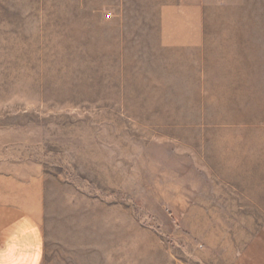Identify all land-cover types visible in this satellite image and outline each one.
I'll use <instances>...</instances> for the list:
<instances>
[{"label":"rangeland","instance_id":"374dc122","mask_svg":"<svg viewBox=\"0 0 264 264\" xmlns=\"http://www.w3.org/2000/svg\"><path fill=\"white\" fill-rule=\"evenodd\" d=\"M223 5L0 0V184L27 188L41 264H264V119L217 122L203 76L233 56L176 47ZM260 53L233 58L264 98Z\"/></svg>","mask_w":264,"mask_h":264},{"label":"crops","instance_id":"0c3cea01","mask_svg":"<svg viewBox=\"0 0 264 264\" xmlns=\"http://www.w3.org/2000/svg\"><path fill=\"white\" fill-rule=\"evenodd\" d=\"M245 2L250 1L225 0V5L213 10L218 12V19L220 17L221 21H214L212 27L210 23L208 26L202 23L201 27L194 30L195 35L179 40L184 44L176 47L197 51L188 54L189 56H260V51L264 50V39L253 33L255 28H252L251 22H245ZM247 18L253 17L249 14ZM250 20L252 19L247 21ZM188 31L192 33L193 29ZM21 189L27 188L22 187L21 181L13 177L0 184V264L42 262L43 232L39 220L27 209L29 198L21 194ZM252 196L251 201H264V193ZM230 257V264H239L240 261L242 264H262L255 254H252L249 262L244 257L241 258L237 250L235 254L230 251Z\"/></svg>","mask_w":264,"mask_h":264},{"label":"bare ground","instance_id":"6f19581e","mask_svg":"<svg viewBox=\"0 0 264 264\" xmlns=\"http://www.w3.org/2000/svg\"><path fill=\"white\" fill-rule=\"evenodd\" d=\"M228 59H229L228 62L225 61L227 62L225 63V65H227L228 69L223 68L224 65L215 71H212L211 68H208L206 69V72L204 73L203 76L204 78L203 80L206 79L208 81H213L216 85V91H212V94L210 96V99H213L215 101L212 104L213 107L211 108L216 110L218 109L220 111L219 112L220 116H217L215 119L217 120V122H221V121L244 122V120H248V119L250 120L253 119L255 122L262 121L264 119L263 117L264 98L260 96L261 93H258L259 87L258 84L256 83L259 78V75L255 71H249L247 69L240 68V66L236 67L233 57H228ZM191 71L192 73L188 71L187 74H189L190 77H191L190 74H192L193 76L191 78L195 82H197L198 80L197 72L193 69ZM202 86L204 88H210L212 85L211 84L208 85L206 81L203 82ZM191 97L192 99H195V101H198L199 99H201L202 101L205 98L207 99L206 95H200L197 92ZM221 158L222 157H220V159Z\"/></svg>","mask_w":264,"mask_h":264}]
</instances>
